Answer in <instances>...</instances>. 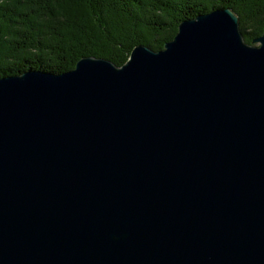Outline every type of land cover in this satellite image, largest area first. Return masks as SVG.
I'll return each mask as SVG.
<instances>
[{
    "label": "water",
    "instance_id": "95a60500",
    "mask_svg": "<svg viewBox=\"0 0 264 264\" xmlns=\"http://www.w3.org/2000/svg\"><path fill=\"white\" fill-rule=\"evenodd\" d=\"M238 22L1 78L0 264H264V32Z\"/></svg>",
    "mask_w": 264,
    "mask_h": 264
},
{
    "label": "trees",
    "instance_id": "16d2710c",
    "mask_svg": "<svg viewBox=\"0 0 264 264\" xmlns=\"http://www.w3.org/2000/svg\"><path fill=\"white\" fill-rule=\"evenodd\" d=\"M229 8L246 43L264 32V0H0V80L55 75L84 57L122 66L135 46L158 52L183 20Z\"/></svg>",
    "mask_w": 264,
    "mask_h": 264
}]
</instances>
